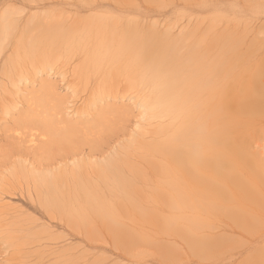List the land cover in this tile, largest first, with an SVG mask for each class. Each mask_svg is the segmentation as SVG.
<instances>
[{"label": "rangeland", "instance_id": "rangeland-1", "mask_svg": "<svg viewBox=\"0 0 264 264\" xmlns=\"http://www.w3.org/2000/svg\"><path fill=\"white\" fill-rule=\"evenodd\" d=\"M182 30L199 53L215 52L188 61V78L219 60L246 70L243 84L264 98V0H0V264H243L263 243L264 211L253 229L216 212L201 231L223 238L215 255L163 231L171 215L218 196L210 170L159 169L144 148L169 118L144 107L150 86L130 64L151 32L179 41ZM252 117L244 129L264 130V108ZM254 136L252 159L264 153V133ZM263 165L255 159L247 189L229 192L264 203ZM122 229L149 232L154 243L127 250Z\"/></svg>", "mask_w": 264, "mask_h": 264}, {"label": "bare ground", "instance_id": "bare-ground-1", "mask_svg": "<svg viewBox=\"0 0 264 264\" xmlns=\"http://www.w3.org/2000/svg\"><path fill=\"white\" fill-rule=\"evenodd\" d=\"M193 32L195 33V31ZM190 33L188 31L186 32V30H182L180 32L181 39L177 41L170 33H160L158 31L151 32L150 39L152 40L143 45L144 47L138 48L143 55L138 56L137 61L132 62L130 65L134 66L133 68L135 71L133 73L137 81L142 84L147 83L150 86V90L148 89L149 94L146 96V100L144 99V107H150L151 113L155 116L161 118L168 116L169 118L167 126L164 127L161 125L155 128L153 134L157 136L150 142L146 141L144 143V148L151 156L154 155L151 157L150 163L153 166H157L159 169L160 167L168 169L178 168L183 172L187 170L192 172L191 170L197 169L198 174L204 173L203 170L205 169L211 172L210 179H212V181H210L216 186L217 199H210L214 201L203 199L182 215H171L168 217L170 214L168 212L169 214L166 216L168 220L165 218V227H162L164 232H175L179 237L181 236L184 241L186 240L191 252L198 256H205L215 255L223 244V238L205 237L201 232L205 227L208 229L213 227L214 216L217 214L216 212L221 211L225 213L238 227L253 229L258 227L259 215H257V213L260 212V214H262L261 212L264 211V203L261 200L243 199L241 197L242 192L240 196H237V192L233 194L228 190L229 187L238 189L239 191L247 189L244 185V179H246L244 174H248V172L245 173L244 171L254 167L253 161L255 159H257L259 163L257 168H259L261 164H264V153L262 156L261 153L259 158H257V154L254 159L249 156L253 148L252 137L254 135L257 137V134L264 133V130L258 129L259 131H256L257 128L249 130L248 127L247 130L244 129L245 125L247 126L249 122H253V114L264 108V98L263 96L262 98L259 96L262 91L259 90L260 94H258L257 89V91H255L252 88H248L246 86L247 84H243V81H245L243 80V72L246 70L236 71L233 69L234 67L231 68L230 65L223 64L219 62V60L213 62L212 67L203 72V76L188 78V61L191 59L195 60V58L203 59V57L215 54V52L208 51L207 53L204 51L199 53V40L194 38L195 36L192 34V31ZM193 38L196 40V43L188 46L189 53L185 57L181 54L180 47ZM223 39L228 40L225 37ZM128 41H130V39ZM217 41H219V39H217ZM225 44L228 45L229 43ZM128 49L133 50L135 47L129 46ZM223 49L224 47L220 49V56L223 55ZM136 53H138V51ZM205 53L206 55H204ZM203 89L207 91L204 92ZM145 94L147 95V93ZM200 94L203 96L204 100ZM261 172L260 170L259 174ZM255 175L257 176V173H255ZM257 179L254 180L255 184L256 181H258ZM250 180H252V178ZM201 183L203 184L204 182ZM260 183H262V181H260ZM251 184H253V181ZM125 188H127V186ZM226 188L229 196H226L227 193L223 191L226 190ZM248 190L250 191L251 189ZM252 193L254 194V191ZM245 194L246 193H244V196H246ZM256 197H259V195L257 194ZM260 199L263 198L260 197ZM253 208L255 209L254 211H252ZM78 210L79 209L74 213L78 214L76 216L81 215L78 218L84 219L87 224L89 218L86 217V214L82 215L80 213L81 211ZM125 231L121 233L123 234V248L127 250L131 251L139 246L143 247L145 243H154L152 240L153 235L149 232L141 230L132 232ZM117 235L115 236L116 240H120V234L119 236ZM155 235L157 234L155 233ZM262 240L263 243L255 246L252 254L241 263L264 264V235H262ZM156 247L161 251L163 256L168 258L169 250L166 246L159 244Z\"/></svg>", "mask_w": 264, "mask_h": 264}]
</instances>
